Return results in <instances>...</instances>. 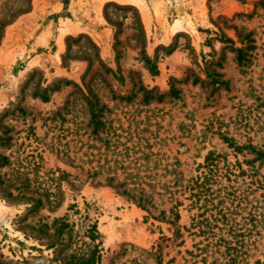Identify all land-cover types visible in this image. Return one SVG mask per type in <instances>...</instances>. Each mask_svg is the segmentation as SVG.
Segmentation results:
<instances>
[{
	"label": "rangeland",
	"instance_id": "rangeland-1",
	"mask_svg": "<svg viewBox=\"0 0 264 264\" xmlns=\"http://www.w3.org/2000/svg\"><path fill=\"white\" fill-rule=\"evenodd\" d=\"M234 144L264 149V0H0V264H261Z\"/></svg>",
	"mask_w": 264,
	"mask_h": 264
},
{
	"label": "trees",
	"instance_id": "trees-1",
	"mask_svg": "<svg viewBox=\"0 0 264 264\" xmlns=\"http://www.w3.org/2000/svg\"><path fill=\"white\" fill-rule=\"evenodd\" d=\"M228 143L230 144V142H228ZM243 148H248L252 152L253 157L251 160H257L259 164H264V149H260V148L253 146V145H249V144L241 145V146L234 144V150H236L238 152ZM207 158L208 157L206 156L204 159L206 160ZM258 183L260 186L264 187V184L260 183V181ZM123 192H125V190H123ZM140 199L141 198H138V201ZM257 263H258V261H256V264ZM260 263L264 264V258Z\"/></svg>",
	"mask_w": 264,
	"mask_h": 264
}]
</instances>
